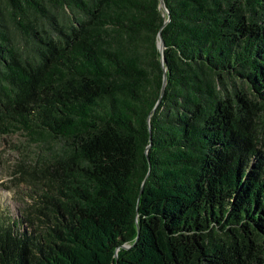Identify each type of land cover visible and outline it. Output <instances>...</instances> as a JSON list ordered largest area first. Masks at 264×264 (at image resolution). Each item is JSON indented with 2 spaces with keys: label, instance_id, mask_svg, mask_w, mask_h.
I'll return each instance as SVG.
<instances>
[{
  "label": "trees",
  "instance_id": "1",
  "mask_svg": "<svg viewBox=\"0 0 264 264\" xmlns=\"http://www.w3.org/2000/svg\"><path fill=\"white\" fill-rule=\"evenodd\" d=\"M163 2L0 0V264H264V0Z\"/></svg>",
  "mask_w": 264,
  "mask_h": 264
},
{
  "label": "rangeland",
  "instance_id": "2",
  "mask_svg": "<svg viewBox=\"0 0 264 264\" xmlns=\"http://www.w3.org/2000/svg\"><path fill=\"white\" fill-rule=\"evenodd\" d=\"M36 145L20 133L0 136V210L19 213L24 203L32 202L28 184L21 176L36 155Z\"/></svg>",
  "mask_w": 264,
  "mask_h": 264
},
{
  "label": "water",
  "instance_id": "3",
  "mask_svg": "<svg viewBox=\"0 0 264 264\" xmlns=\"http://www.w3.org/2000/svg\"><path fill=\"white\" fill-rule=\"evenodd\" d=\"M160 5H161V7H164V2H163V0H160ZM158 37H159V40H158V48H159V50H160V52H161V55H162V56H161V61H162V63H164L163 50H164L165 45H164V41H163V39H162L161 34H159ZM163 70H164V71H163V85H162V88H161L160 97H159V99H158V102L160 101L161 96H162V94H163L164 86H165V80H166V70H165V68H164ZM158 102H157V104H158Z\"/></svg>",
  "mask_w": 264,
  "mask_h": 264
}]
</instances>
